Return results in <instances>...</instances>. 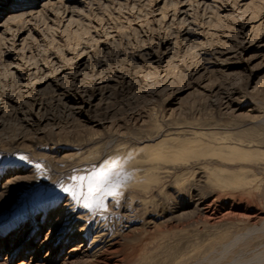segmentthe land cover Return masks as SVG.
Here are the masks:
<instances>
[{
    "label": "rangeland",
    "instance_id": "obj_1",
    "mask_svg": "<svg viewBox=\"0 0 264 264\" xmlns=\"http://www.w3.org/2000/svg\"><path fill=\"white\" fill-rule=\"evenodd\" d=\"M50 1L0 0V264H264V0Z\"/></svg>",
    "mask_w": 264,
    "mask_h": 264
},
{
    "label": "snow or ice",
    "instance_id": "obj_2",
    "mask_svg": "<svg viewBox=\"0 0 264 264\" xmlns=\"http://www.w3.org/2000/svg\"><path fill=\"white\" fill-rule=\"evenodd\" d=\"M19 159L32 163L27 156H20ZM37 170L42 164L35 165ZM70 183L60 184L61 190L68 194L76 205L95 214L98 211H107L106 201L109 197L117 198L122 193L124 174L120 170L118 160L113 158L105 161L104 164L93 168L87 175H71L68 177ZM3 257L0 256V260Z\"/></svg>",
    "mask_w": 264,
    "mask_h": 264
},
{
    "label": "bare ground",
    "instance_id": "obj_3",
    "mask_svg": "<svg viewBox=\"0 0 264 264\" xmlns=\"http://www.w3.org/2000/svg\"><path fill=\"white\" fill-rule=\"evenodd\" d=\"M50 1V0H49ZM70 2V1H69ZM204 2V1H203ZM49 3V2H48ZM50 3H52L51 1H50ZM186 3V2H185ZM184 3V4H185ZM204 3H206V2H204ZM203 3V4H204ZM65 4V3H64ZM63 4V5H64ZM206 5V4H205ZM67 6V5H66ZM75 8V7H74ZM69 9H71L72 10V8H69ZM184 10L182 11V12H186L187 11V9L186 8H183ZM180 11V12H181ZM69 12V11H68ZM72 12V11H71ZM183 13V14H184ZM190 15V14H189ZM184 17V16H183ZM186 17V16H185ZM190 21H188V23H189ZM188 30V29H187ZM192 30V29H191ZM190 31V30H189ZM189 31H188V33H189ZM21 33V32H20ZM187 33V32H186ZM15 35V34H14ZM19 35V34H18ZM190 35V34H189ZM23 36V35H22ZM21 36V37H22ZM16 38V37H15ZM20 39H22V38H20ZM190 39V38H189ZM83 55V54H82ZM83 59V58H82ZM58 61V60H57ZM55 62V61H54ZM79 62V61H78ZM57 64V63H56ZM59 64V63H58ZM54 65V64H53ZM63 65V64H62ZM62 65L60 66L61 68H62ZM81 65V64H80ZM36 66V65H35ZM45 66V65H44ZM47 66V65H46ZM37 68H38V66H36ZM41 67V66H40ZM43 67V66H42ZM53 67V66H52ZM85 67V66H84ZM55 68V67H54ZM66 68V67H65ZM73 68V67H72ZM83 69V68H82ZM22 70V69H21ZM40 70H43V69H40ZM58 70V69H57ZM19 71V70H18ZM60 71H62V70H60ZM73 71V70H72ZM71 70H70V72H69V74L72 72ZM75 71V70H74ZM86 71V70H85ZM84 71V72H85ZM33 72V71H32ZM65 72V71H64ZM77 72V71H76ZM82 71H80V73H81ZM15 73V72H14ZM19 73V72H18ZM37 73V72H36ZM43 72L41 71V74H42ZM58 73V72H57ZM73 73V72H72ZM80 73H78V74H80ZM101 73H102V71H101ZM22 74V73H21ZM75 74V73H74ZM103 74V73H102ZM19 75V74H18ZM35 75V74H34ZM43 75V74H42ZM65 75V74H64ZM67 75V74H66ZM82 75V74H81ZM17 76V75H16ZM15 76V77H16ZM23 76V75H22ZM46 76V75H45ZM63 76V75H62ZM75 76H78V75H75ZM105 76V75H104ZM18 77V78H17ZM16 77V79H19V77H21V76H17ZM47 77V76H46ZM67 77V76H66ZM79 77V76H78ZM99 77V76H98ZM107 77V76H106ZM21 78H23L24 79V77H21ZM48 78H49V76H48ZM62 78H65V77H62ZM71 78V77H70ZM107 78H110V77H107ZM107 78H106V80H107ZM45 79V78H44ZM51 79V78H50ZM49 79V80H50ZM61 79V78H60ZM102 79V78H101ZM57 80V79H56ZM67 80V79H66ZM17 81V80H16ZM48 81V80H47ZM99 81V80H98ZM18 82V81H17ZM20 82V81H19ZM74 83V82H73ZM72 83V84H73ZM96 83V82H95ZM95 83H94V85H95ZM78 84V83H77ZM76 84V85H77ZM93 84V83H92ZM19 85H20V83H19ZM26 85V84H25ZM71 85V84H70ZM75 85V84H74ZM82 85V84H81ZM24 86V85H23ZM73 87V86H72ZM72 87H71V89H72ZM85 87V86H84ZM69 88H70V86H69ZM93 88H94V86H93ZM97 88V87H96ZM75 89V88H74ZM88 89V88H87ZM76 90V89H75ZM62 91V90H61ZM70 91V90H69ZM78 91V90H77ZM80 92V91H79ZM63 93V92H62ZM69 93V92H68ZM83 94H84V92H83ZM86 94V93H85ZM17 95V94H16ZM65 95V94H64ZM173 139V138H172ZM166 140V139H165ZM188 142H192V143H190L189 144V146L188 145H185V144H188ZM192 147V149H190ZM147 148H151V150L149 151L150 152V154H151V158H156V157H158V156H160V154H161V156L162 157H159V158H163V159H173V158H176L177 156H181V157H185V156H188L189 155V152H190V150H192L193 152H195V153H190V154H193V155H200V154H204V153H206V151L208 152V153H212V154H220L221 156H224V157H226V155L224 154V153H221V152H216V151H213V149H211V147L210 146H208V145H205L204 143H202V141L201 140H196V141H187V142H180V143H177L176 144V146H175V148H170V149H166L165 151H161L160 149H154L155 147H150V146H144V149H146L147 150ZM234 149V148H233ZM154 150H156L155 152H154ZM158 150H160V151H158ZM157 155V156H156ZM130 160V156L128 155V154H126L124 157H123V161L124 162H128ZM127 165H129V164H127ZM154 178H152V176H149V177H147V178H145L144 179V181H145V183L147 184V183H149L150 181H152ZM144 183V182H143ZM207 207V206H206ZM209 208V207H208ZM107 245H105V247H106ZM100 253V252H99ZM101 253H102V251H101ZM99 262H101V260L99 261Z\"/></svg>",
    "mask_w": 264,
    "mask_h": 264
}]
</instances>
